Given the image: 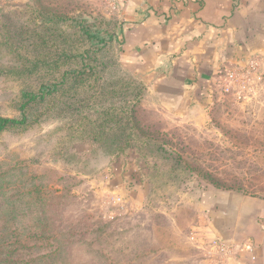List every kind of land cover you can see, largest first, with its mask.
<instances>
[{
  "label": "rangeland",
  "instance_id": "374dc122",
  "mask_svg": "<svg viewBox=\"0 0 264 264\" xmlns=\"http://www.w3.org/2000/svg\"><path fill=\"white\" fill-rule=\"evenodd\" d=\"M117 5L120 0H0L13 26L40 35L49 27L58 31L52 37L67 38L71 55L62 70L80 69L86 51L88 58L113 60L122 52ZM2 20L0 13V26ZM84 30L99 39L113 32L119 40L102 44ZM0 55V117L20 119L22 91L38 89L42 79L53 83L54 74L16 77L9 73L16 64L11 51ZM122 68L105 79L139 83L137 121L182 161L156 155L144 162L135 150L107 155L78 140L85 136L77 128L80 113L95 115L94 92L70 88L51 96L27 110L26 125L0 136V264H218L205 197L215 189L264 197V67L230 89L222 72L209 97L200 94L176 116Z\"/></svg>",
  "mask_w": 264,
  "mask_h": 264
},
{
  "label": "crops",
  "instance_id": "0c3cea01",
  "mask_svg": "<svg viewBox=\"0 0 264 264\" xmlns=\"http://www.w3.org/2000/svg\"><path fill=\"white\" fill-rule=\"evenodd\" d=\"M115 13L122 66L172 116L222 72L264 67V0H120ZM204 205L207 235L233 246L218 264H264V197L215 189Z\"/></svg>",
  "mask_w": 264,
  "mask_h": 264
},
{
  "label": "trees",
  "instance_id": "16d2710c",
  "mask_svg": "<svg viewBox=\"0 0 264 264\" xmlns=\"http://www.w3.org/2000/svg\"><path fill=\"white\" fill-rule=\"evenodd\" d=\"M4 12L0 9V13L3 16L2 26H0V31L2 32L0 53L4 49L11 51L16 63L9 70V73L15 74L16 77L25 78L28 75H35L39 71H44L45 76L54 74V82H47V80L42 79L38 89L29 86L28 89L22 91L24 101L21 105L22 117L20 119L0 117V136L8 129L26 125L29 122V117L26 114L27 110L37 108L42 102L49 101L51 96L68 92L70 88H78V90L86 88L94 92L93 98L96 100L94 102L95 115L91 117L80 113L78 116L80 121H78L79 125L77 128H82V133L84 132L85 136L78 140H82L81 142L85 141V139L86 141L89 140L91 145L103 148L105 153L111 156L135 150L139 159L144 162L156 155H162L165 160L177 157L178 163L182 161L178 154L168 152L163 145L160 146L153 142L154 140L147 136V133L137 121L133 108L138 103L142 90L139 83L134 78L128 82H123L119 78L114 79L113 76H110L108 80L105 79L104 74H111L114 70L122 74L120 70L122 68L121 51L116 57H113L115 60L111 58H88L86 54H90V52H82L83 54H81L84 58L83 62H80V66H82L80 69L62 70V67L67 65L66 62L69 60L66 54L69 53L68 50H70L71 45L67 44L65 40L67 38L57 35L61 41L52 37L53 33L58 31L44 27L43 24L42 35L37 33V31L33 32L27 25H21L17 28V25L13 26L12 22H8ZM79 26L81 25L79 24ZM111 33H107L106 37L108 39H99L97 36L91 35L89 30H84V34L89 39L98 40L102 44L119 40L116 34ZM50 39L55 41V43L50 45ZM119 44L122 45V40H120ZM102 50L105 51V49ZM54 52L55 54H53ZM22 53H25L26 56ZM32 53L35 54L34 58L30 57ZM87 62H95L97 65ZM21 68L24 69V72ZM57 70L61 71V73L56 74ZM28 71L30 73H27ZM103 79L106 81L104 80L101 83ZM92 81H94L93 84L91 83ZM83 104L87 107V110H91L86 101ZM39 118V115H37L36 121L32 120V122H40ZM178 163H176V167ZM154 171L156 172V178L161 179V169L155 166ZM170 171L175 173L176 168H172Z\"/></svg>",
  "mask_w": 264,
  "mask_h": 264
},
{
  "label": "built area",
  "instance_id": "2783aa9c",
  "mask_svg": "<svg viewBox=\"0 0 264 264\" xmlns=\"http://www.w3.org/2000/svg\"><path fill=\"white\" fill-rule=\"evenodd\" d=\"M256 66H257V64L252 62V63H250L249 68L246 69L247 71L244 70L243 68L227 71L225 76H224L227 89H230L231 85L234 82L241 81V83H244V81L249 80V76L253 75V72H254ZM246 73L249 76H246ZM214 247L218 251V255L222 260L224 259V257H226L228 254H230L233 251L232 245L224 243V241H221V240L214 241ZM247 250L252 252V250H253L252 246L247 245Z\"/></svg>",
  "mask_w": 264,
  "mask_h": 264
}]
</instances>
